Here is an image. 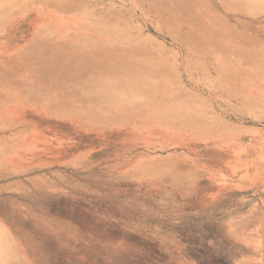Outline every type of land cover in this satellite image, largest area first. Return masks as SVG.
<instances>
[{
  "label": "rangeland",
  "instance_id": "1",
  "mask_svg": "<svg viewBox=\"0 0 264 264\" xmlns=\"http://www.w3.org/2000/svg\"><path fill=\"white\" fill-rule=\"evenodd\" d=\"M0 244L264 264V0H0Z\"/></svg>",
  "mask_w": 264,
  "mask_h": 264
},
{
  "label": "bare ground",
  "instance_id": "2",
  "mask_svg": "<svg viewBox=\"0 0 264 264\" xmlns=\"http://www.w3.org/2000/svg\"><path fill=\"white\" fill-rule=\"evenodd\" d=\"M207 39H208V41H209V36H207ZM218 56V55H217ZM105 59L107 60H110V58H108V57H105ZM223 60V59H222ZM216 68V67H215ZM211 69V68H210ZM63 74H65V72H61V71H58L57 72V76H60V75H63ZM141 75V74H140ZM140 75H138V76H140ZM50 76H52V75H50ZM55 76V75H54ZM44 78V77H43ZM47 78V77H46ZM129 89V88H128ZM138 94V93H137ZM5 252V250L3 249V247H2V244H0V253L1 254H3Z\"/></svg>",
  "mask_w": 264,
  "mask_h": 264
}]
</instances>
